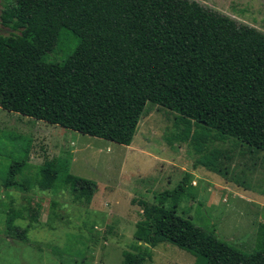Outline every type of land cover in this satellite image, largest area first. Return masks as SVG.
Segmentation results:
<instances>
[{
	"label": "trees",
	"instance_id": "1",
	"mask_svg": "<svg viewBox=\"0 0 264 264\" xmlns=\"http://www.w3.org/2000/svg\"><path fill=\"white\" fill-rule=\"evenodd\" d=\"M0 25L9 30L0 34L1 109L128 145L151 103L178 115L199 153L196 162L214 173H222L218 154L203 152L206 140L229 139L264 153L261 30L195 0H3ZM26 163L27 152L10 163L1 186L62 189L74 202L89 203L95 182L69 173L59 157L42 160L34 176L18 181ZM187 177L156 199L176 201ZM140 205L134 243L120 264H144L149 247L164 241L193 255L192 264H264V219L245 252L173 206ZM22 211L6 209V234H26L32 213L25 227L13 224Z\"/></svg>",
	"mask_w": 264,
	"mask_h": 264
},
{
	"label": "rangeland",
	"instance_id": "2",
	"mask_svg": "<svg viewBox=\"0 0 264 264\" xmlns=\"http://www.w3.org/2000/svg\"><path fill=\"white\" fill-rule=\"evenodd\" d=\"M195 1L264 32V0ZM8 32L0 25V34ZM184 129L174 112L146 103L130 143L121 145L0 108V264H120L122 251L134 243L141 201L173 206L219 240L250 251L264 219V153L229 139L206 140L203 152L218 154L217 174L196 162L199 153ZM26 152L27 163L15 179L34 176L42 160L59 157L69 173L95 182L89 203L74 202L62 189L53 194L35 186L25 192L2 187L10 163ZM186 174L176 201L156 199L165 190L172 193ZM9 206L23 210L25 217L13 220L16 226L34 218L23 237L5 232ZM149 252L144 264L194 260L165 241Z\"/></svg>",
	"mask_w": 264,
	"mask_h": 264
}]
</instances>
